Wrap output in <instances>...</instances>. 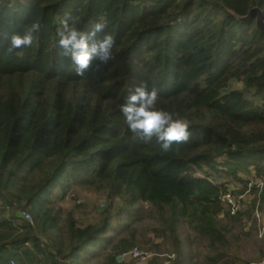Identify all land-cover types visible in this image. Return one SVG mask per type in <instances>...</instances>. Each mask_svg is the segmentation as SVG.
Returning a JSON list of instances; mask_svg holds the SVG:
<instances>
[{
  "label": "trees",
  "instance_id": "trees-1",
  "mask_svg": "<svg viewBox=\"0 0 264 264\" xmlns=\"http://www.w3.org/2000/svg\"><path fill=\"white\" fill-rule=\"evenodd\" d=\"M253 8L264 15V0H0V264H131L143 205L170 264H183L180 222L206 250L189 264H240L229 238L262 207L264 187L235 215L221 198L264 176V34L254 17L235 18ZM66 15L84 30L104 22L115 39L113 58L83 77L56 43ZM34 21L32 44L5 55L8 36ZM141 80L159 108L189 121V139L167 153L134 140L120 114ZM69 181L105 195L96 224H59L53 202ZM159 255L148 264H164Z\"/></svg>",
  "mask_w": 264,
  "mask_h": 264
},
{
  "label": "clouds",
  "instance_id": "clouds-1",
  "mask_svg": "<svg viewBox=\"0 0 264 264\" xmlns=\"http://www.w3.org/2000/svg\"><path fill=\"white\" fill-rule=\"evenodd\" d=\"M79 18L66 15L57 30V45L76 76L83 77L93 60L106 64L113 58L114 36L106 32L104 22H95L84 30L78 26ZM40 23L34 21L20 31L8 36L5 55L16 54L18 49L30 46L34 33L40 30ZM100 33L99 37L97 34ZM159 94L156 87H150L141 80L125 97L119 106L123 122L134 140L149 143L154 140L162 153L186 142L190 136L189 121L158 107Z\"/></svg>",
  "mask_w": 264,
  "mask_h": 264
},
{
  "label": "rangeland",
  "instance_id": "rangeland-1",
  "mask_svg": "<svg viewBox=\"0 0 264 264\" xmlns=\"http://www.w3.org/2000/svg\"><path fill=\"white\" fill-rule=\"evenodd\" d=\"M233 87L238 88V85H234ZM69 185L70 187L65 190L63 196L56 198L53 202L55 209L58 210L60 218L59 224L64 226V219L67 215H70L78 225L96 224L101 219L100 214L107 204L105 195L93 191L82 190L80 186L77 184L73 185L71 181H69ZM249 201L250 199L248 196L246 197V202L243 204V210L247 208ZM142 208L143 211H141V214L146 216L140 223L136 224L137 246L150 254H154L155 252H159L160 255L174 253L169 242L154 237L151 232V229L158 227L159 224L154 216L153 218L147 217L148 213L152 212L150 206L143 205ZM111 211H113V209H111ZM261 211L264 215V204L262 205ZM122 222H124V219L121 220V223ZM246 223L242 224L241 227L237 225L233 232L236 238H229L230 246L228 248V253L230 254V258L235 259V262L240 264L258 262L257 258L260 255V251L264 249V241L257 238L252 227L246 229ZM177 233L184 254L183 264H189L191 258L196 256L197 253L203 255L206 252L204 245L199 248L196 247L192 241L196 236L195 233L182 222L178 225ZM120 234H122L120 231L108 232L109 237L113 238L114 241L121 236ZM155 246H158V250L155 249ZM125 262L133 264L128 258H125Z\"/></svg>",
  "mask_w": 264,
  "mask_h": 264
},
{
  "label": "built area",
  "instance_id": "built-area-1",
  "mask_svg": "<svg viewBox=\"0 0 264 264\" xmlns=\"http://www.w3.org/2000/svg\"><path fill=\"white\" fill-rule=\"evenodd\" d=\"M255 187L260 194L264 187V176L263 178H255L250 180L248 183L247 190L241 194L236 195L233 191L238 190V186L230 187V192L226 193L222 198V202L225 205L228 213L230 215H235L238 212L242 211L243 204L246 202V197L249 195V189ZM250 199V198H249ZM248 204V202H247ZM262 207L259 202H256L254 211L252 213V218L249 222L246 223V229L253 228L258 239L264 241V215L262 213ZM20 217L26 221L31 222V216L26 212H21ZM43 243L45 241L43 240ZM42 246V245H41ZM154 256V254L147 253L146 251L141 250L139 247L133 248L130 252L125 255V258H128L133 262V264H148L149 260ZM161 259H164V264H170V261L174 260V254L159 255ZM124 258V256L122 257ZM8 264H17L14 259H10ZM247 264H264V259L258 262L247 263Z\"/></svg>",
  "mask_w": 264,
  "mask_h": 264
},
{
  "label": "water",
  "instance_id": "water-1",
  "mask_svg": "<svg viewBox=\"0 0 264 264\" xmlns=\"http://www.w3.org/2000/svg\"><path fill=\"white\" fill-rule=\"evenodd\" d=\"M230 14H233L232 12H230ZM252 17L255 18V27L257 30H259L262 34H264V15H263V12L258 9V8H253L251 9L248 14L244 17H238V16H235V18L238 20V21H241V22H245V21H248L250 20ZM122 256H119L117 258V261L120 262L122 261Z\"/></svg>",
  "mask_w": 264,
  "mask_h": 264
}]
</instances>
